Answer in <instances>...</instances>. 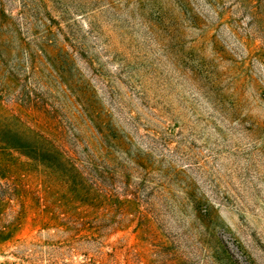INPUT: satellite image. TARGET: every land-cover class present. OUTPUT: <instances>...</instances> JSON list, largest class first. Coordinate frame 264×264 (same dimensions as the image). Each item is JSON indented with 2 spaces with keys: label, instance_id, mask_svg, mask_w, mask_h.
Returning <instances> with one entry per match:
<instances>
[{
  "label": "rangeland",
  "instance_id": "1",
  "mask_svg": "<svg viewBox=\"0 0 264 264\" xmlns=\"http://www.w3.org/2000/svg\"><path fill=\"white\" fill-rule=\"evenodd\" d=\"M0 264H264V0H0Z\"/></svg>",
  "mask_w": 264,
  "mask_h": 264
}]
</instances>
